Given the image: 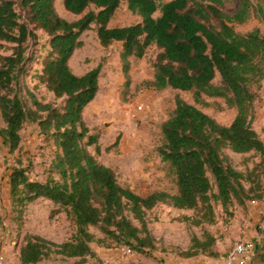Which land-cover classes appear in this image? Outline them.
<instances>
[{"label": "trees", "instance_id": "16d2710c", "mask_svg": "<svg viewBox=\"0 0 264 264\" xmlns=\"http://www.w3.org/2000/svg\"><path fill=\"white\" fill-rule=\"evenodd\" d=\"M18 1L28 24L17 12ZM55 2L0 0V41L16 45L12 55L0 56V114L5 123L0 137L14 154L20 147L24 125L33 122L55 148L45 181L31 180L29 168L21 162L12 168L9 180L14 220L21 222L27 207L44 198L76 227L74 235L62 244L27 234L20 250L21 264H38L52 252L71 259L93 257V243L106 248L126 247L150 256L155 245L146 217L158 205L197 212L193 219L196 225L215 221L209 172L218 189L214 197L226 213L234 201L242 203L246 175L227 163L224 150L254 152L264 159V142L253 127L264 85V32L256 28L243 34L235 26L257 20L264 27V0H237L233 14L221 9L225 0H64L67 12L82 15L74 22L57 13ZM122 4L141 21L110 27ZM29 25L49 37L50 49L40 78L56 99L64 100L60 109L29 93L34 107L30 109L13 91L26 61V43L35 37ZM94 25L103 47L123 44L121 61L127 87L131 86V58L141 59L155 46L161 52L153 79L144 82L146 88L188 92L197 104L203 103L204 96L221 98L227 108L236 111L232 123L222 125L195 105L177 100L175 110L161 126L162 142L157 149L174 177V195L153 192L142 196L123 187L115 172L86 149L97 144V136H88L83 113L99 91L100 68L78 76L70 60L83 45L82 34ZM218 78L220 83L216 84ZM205 235V241L193 237L190 249L182 255L191 258L201 252L217 257L213 250L216 238Z\"/></svg>", "mask_w": 264, "mask_h": 264}, {"label": "rangeland", "instance_id": "374dc122", "mask_svg": "<svg viewBox=\"0 0 264 264\" xmlns=\"http://www.w3.org/2000/svg\"><path fill=\"white\" fill-rule=\"evenodd\" d=\"M63 1L55 2L56 11L62 18L74 22L82 17L67 12ZM236 8L237 0H225L221 7L229 14H233ZM16 9L21 21L28 24L26 12L19 6V1ZM140 21V17L130 12L126 4H122L109 26L125 27ZM29 28L34 30L35 37L26 43V61L20 67L23 68L18 74L17 82L13 83V91L25 100L30 109L34 107L29 93L34 94L40 102L54 104L60 109L64 100L56 99L54 93L48 90L40 78L42 62L50 49L49 37L42 31L34 29L32 25H29ZM235 28L243 34L256 28L264 32L263 25L257 20L236 25ZM80 40L83 45L73 55L70 64L72 71L76 75H83L100 68L99 91L83 113V122L89 131L88 136H97V144L86 146L87 151L99 163L111 168L123 187L130 188L137 194L142 196L153 192L176 194L174 177L169 166L161 161L157 149L162 142L161 126L175 110L177 100L195 105L222 125L231 124L236 111L227 108L221 98L204 96L203 103L197 104L192 94L188 92L171 88L162 91L146 88L144 82L153 79L154 65L161 52L155 46L148 48L143 58H131L129 88L126 86L121 61L122 43L116 42L109 47H103L95 25L84 32ZM15 46L0 41V56L12 55ZM215 82L219 84L220 79H216ZM141 106L143 110L139 111L138 107ZM3 127L5 123L0 114V129ZM253 127L264 142V85L259 92ZM20 134L22 141L14 154L9 152L0 137V264H20L17 252L27 234L39 235L53 243L62 244L76 231V227L66 214L62 211L57 212L54 203L44 198L27 207L21 222L14 220L9 188L12 168L21 162L24 167L29 168L31 180L45 181L50 175V166L55 156L53 144L48 143L40 134L36 123H26ZM87 141L88 139H85L86 144ZM224 155L229 165L246 175V180L243 181L246 193L242 195V203L234 201L226 213L214 197L218 194V189L215 178L209 172L215 214V221L212 224L196 225L193 219H196L197 212L190 211L183 215L167 204H160L148 212L146 217L155 245L150 256L136 252L126 255L123 251L125 247L106 248L93 243V257L71 259L52 252L39 264H166L167 259L175 261H180V258L188 259L182 253L190 249L193 237L205 241V233L216 235L217 239L223 242V246L226 243L230 244L229 248L244 241L238 236L241 233L240 226L237 229L235 227L239 221L245 223L250 210L260 201H264V159L254 152L235 154L230 149H225ZM55 177L58 178L56 175ZM133 223L139 226L138 222ZM91 232L103 238L96 228H91ZM200 254L212 257L201 252L196 256ZM138 255L142 257L140 260L136 259Z\"/></svg>", "mask_w": 264, "mask_h": 264}, {"label": "crops", "instance_id": "0c3cea01", "mask_svg": "<svg viewBox=\"0 0 264 264\" xmlns=\"http://www.w3.org/2000/svg\"><path fill=\"white\" fill-rule=\"evenodd\" d=\"M169 0H166L167 2ZM78 50V49H77ZM76 50V51H77ZM73 60H70V64ZM84 75V74H83ZM82 76V75H78ZM172 89V88H171ZM10 188V186H9ZM157 208V207H156ZM169 208V207H168ZM173 210L180 212L181 214H185L186 212H190L191 210H180L171 207ZM153 211V210H152ZM171 211V210H170ZM249 214L247 215L248 219L245 220V223H242L239 221L236 225V229L238 226H240L241 230L239 233V238H242L244 241H252L255 243L256 246V255L255 257L251 260L249 264H264V201H260L259 203L256 204L255 208L250 210ZM150 212V211H149ZM237 231V230H236ZM213 237L216 238V242L213 246L214 252L218 254L217 257H208L200 254V256H194L188 259L180 258V261H175V260H169L166 261V264H222L224 258L227 256L229 251L231 250L230 244L226 243L225 246H223V242L217 239L216 235H213ZM190 244V241H188ZM229 242V240H228ZM231 243V242H229ZM93 244H90V247L93 251ZM7 249V247H6ZM20 250L17 252L19 255V260H20ZM199 255V254H198ZM142 257L138 255L136 259H141ZM73 259H79V258H73ZM21 264V261H20ZM39 264V263H38Z\"/></svg>", "mask_w": 264, "mask_h": 264}, {"label": "built area", "instance_id": "2783aa9c", "mask_svg": "<svg viewBox=\"0 0 264 264\" xmlns=\"http://www.w3.org/2000/svg\"><path fill=\"white\" fill-rule=\"evenodd\" d=\"M139 111L143 110V107H138ZM255 203V202H253ZM126 255H131L132 251L129 248H123ZM256 255V246L252 241H242L236 243L227 256L224 258L222 264H249Z\"/></svg>", "mask_w": 264, "mask_h": 264}]
</instances>
